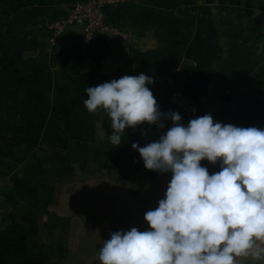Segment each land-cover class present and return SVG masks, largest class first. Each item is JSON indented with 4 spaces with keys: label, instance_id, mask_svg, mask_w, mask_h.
<instances>
[{
    "label": "crops",
    "instance_id": "0c3cea01",
    "mask_svg": "<svg viewBox=\"0 0 264 264\" xmlns=\"http://www.w3.org/2000/svg\"><path fill=\"white\" fill-rule=\"evenodd\" d=\"M73 1L0 0V264H98L101 240L143 231L163 196L170 174L146 170L131 145L171 121L126 129L114 148L106 114L83 106L87 87L143 73L162 112H178L174 88L186 95L184 124L211 114L264 127V0H115L105 21L134 41L98 36L87 48L79 26L55 42L44 27Z\"/></svg>",
    "mask_w": 264,
    "mask_h": 264
},
{
    "label": "clouds",
    "instance_id": "9594fccd",
    "mask_svg": "<svg viewBox=\"0 0 264 264\" xmlns=\"http://www.w3.org/2000/svg\"><path fill=\"white\" fill-rule=\"evenodd\" d=\"M153 78L123 75L85 89L89 114L104 112L115 147L126 129L165 128L157 139L131 145L146 170L170 174L162 198L143 215L147 227L118 230L101 240L98 264H236L264 260V127L214 121L211 114L182 123L162 112L147 85ZM142 137L147 132H141ZM218 167L209 172L201 162Z\"/></svg>",
    "mask_w": 264,
    "mask_h": 264
},
{
    "label": "built area",
    "instance_id": "2783aa9c",
    "mask_svg": "<svg viewBox=\"0 0 264 264\" xmlns=\"http://www.w3.org/2000/svg\"><path fill=\"white\" fill-rule=\"evenodd\" d=\"M115 0H74L68 7L66 14L59 18L48 20L44 23L50 41L55 42L63 31L70 26H79L84 35V47L87 48L91 41L98 36L108 37L114 41L132 42L134 37L127 31L113 26L105 21L104 9ZM258 46L264 50V12L260 19V39ZM172 104L178 112L184 115H193L194 105L186 95L173 89L171 94Z\"/></svg>",
    "mask_w": 264,
    "mask_h": 264
}]
</instances>
